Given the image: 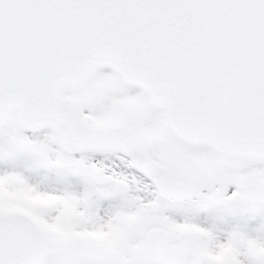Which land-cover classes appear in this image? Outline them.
I'll use <instances>...</instances> for the list:
<instances>
[{
  "label": "snow or ice",
  "instance_id": "snow-or-ice-1",
  "mask_svg": "<svg viewBox=\"0 0 264 264\" xmlns=\"http://www.w3.org/2000/svg\"><path fill=\"white\" fill-rule=\"evenodd\" d=\"M0 264H264V0H0Z\"/></svg>",
  "mask_w": 264,
  "mask_h": 264
}]
</instances>
